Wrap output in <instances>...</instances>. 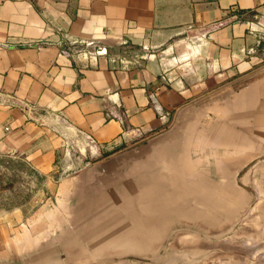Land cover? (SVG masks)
<instances>
[{"label":"crops","instance_id":"crops-1","mask_svg":"<svg viewBox=\"0 0 264 264\" xmlns=\"http://www.w3.org/2000/svg\"><path fill=\"white\" fill-rule=\"evenodd\" d=\"M263 68L264 0H0V152L48 187L0 264H99L105 237L115 256V208L87 186L132 167L126 247L178 264L173 226L220 231L221 264H264Z\"/></svg>","mask_w":264,"mask_h":264},{"label":"water","instance_id":"water-1","mask_svg":"<svg viewBox=\"0 0 264 264\" xmlns=\"http://www.w3.org/2000/svg\"><path fill=\"white\" fill-rule=\"evenodd\" d=\"M88 43L90 41H87ZM97 54L105 53L106 49L104 46L97 45L94 48ZM264 72V68L261 73ZM154 109L156 112L161 115L164 111L160 104L154 101ZM264 163V155L261 154L258 157H255L250 163H248V167L258 164L263 165ZM96 166V167H95ZM85 167V166H84ZM83 167V168H84ZM86 167H90L86 165ZM83 168L76 169L70 173L64 175V177L60 178V182H64L66 177H70L75 174H79ZM101 169L97 165L93 166L92 171L97 174L105 171L106 169ZM104 175V176H102ZM100 178L91 179L90 184L87 186L88 190L99 191V193L104 194V201H102L101 206L104 207H113L114 211V221L117 228L115 231V256L112 255H103V251H107L109 249L108 246L103 245L107 243V239H101V256L99 264H156L152 262L151 258H145V256L141 257L139 253V248H129L126 247V238L124 237L123 226L128 225L129 221H132L138 217L140 213V209L142 205L145 204V200L141 199L139 194L142 191H146L147 187L140 183L138 168L132 167L128 171H124L123 168L116 170L114 175L108 178L105 173H102ZM60 187V185H59ZM93 187V189H92ZM167 184H160L157 187V190L161 192V194H165L170 192ZM60 190V189H59ZM117 199H113V198ZM148 202H150L148 200ZM165 202V201H163ZM150 203H148L149 205ZM100 231H107V217H100V221L97 224ZM181 229V228H180ZM178 227L173 226V230L168 231V233L163 234V244L168 245L169 243L180 239L181 247L180 251V259L178 264H221L223 253H225V237L220 231H213L209 233H196L197 235L194 237L191 232H178ZM27 232V231H26ZM25 232V233H26ZM101 236L107 232H100ZM26 236V234L24 235ZM23 237H19L14 239L11 236L9 239L5 240V242L0 243V255H6L9 253L13 242L16 244L19 243V240H22ZM14 239V240H13ZM230 239V237H229ZM189 243V244H188ZM18 248L19 245H16ZM167 248L164 249L166 251ZM233 252L234 248H229ZM73 264H83V263H73ZM163 264H172L169 261H166Z\"/></svg>","mask_w":264,"mask_h":264},{"label":"rangeland","instance_id":"rangeland-1","mask_svg":"<svg viewBox=\"0 0 264 264\" xmlns=\"http://www.w3.org/2000/svg\"><path fill=\"white\" fill-rule=\"evenodd\" d=\"M62 172L58 169L55 174ZM46 192L45 175L31 167L23 154L0 152V243L24 228Z\"/></svg>","mask_w":264,"mask_h":264},{"label":"built area","instance_id":"built-area-1","mask_svg":"<svg viewBox=\"0 0 264 264\" xmlns=\"http://www.w3.org/2000/svg\"><path fill=\"white\" fill-rule=\"evenodd\" d=\"M94 52H95V50H94ZM95 53H96V52H95ZM164 114H165V113L163 112V113L161 114V116L164 115Z\"/></svg>","mask_w":264,"mask_h":264},{"label":"trees","instance_id":"trees-1","mask_svg":"<svg viewBox=\"0 0 264 264\" xmlns=\"http://www.w3.org/2000/svg\"><path fill=\"white\" fill-rule=\"evenodd\" d=\"M122 46H124V48H126V46H125V45H122Z\"/></svg>","mask_w":264,"mask_h":264}]
</instances>
